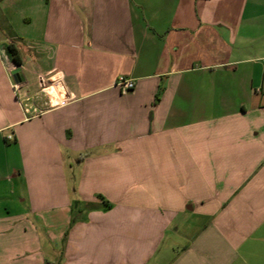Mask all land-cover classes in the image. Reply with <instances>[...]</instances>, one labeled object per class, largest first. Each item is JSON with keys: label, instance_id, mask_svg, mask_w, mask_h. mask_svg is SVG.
Segmentation results:
<instances>
[{"label": "crops", "instance_id": "0c3cea01", "mask_svg": "<svg viewBox=\"0 0 264 264\" xmlns=\"http://www.w3.org/2000/svg\"><path fill=\"white\" fill-rule=\"evenodd\" d=\"M0 264H264V0H1Z\"/></svg>", "mask_w": 264, "mask_h": 264}, {"label": "built area", "instance_id": "2783aa9c", "mask_svg": "<svg viewBox=\"0 0 264 264\" xmlns=\"http://www.w3.org/2000/svg\"><path fill=\"white\" fill-rule=\"evenodd\" d=\"M59 84L60 81L58 77H54L50 83L47 82L46 85H43L41 95H37L36 98L39 100L42 98V104L50 108L62 106L65 103L71 101L69 95L61 86H59ZM114 86L122 92H129L134 88V80L132 78L120 75L115 79ZM14 87L16 89L17 85H14ZM24 111L25 113L28 112L26 108ZM38 111L39 110L37 108H34L32 112L35 114L38 113ZM8 138L10 139V136Z\"/></svg>", "mask_w": 264, "mask_h": 264}, {"label": "trees", "instance_id": "16d2710c", "mask_svg": "<svg viewBox=\"0 0 264 264\" xmlns=\"http://www.w3.org/2000/svg\"><path fill=\"white\" fill-rule=\"evenodd\" d=\"M0 1H1V0H0ZM7 50L9 51V53H10V55H11V59H12L14 65H15V69H18V70H19L20 66L22 65V59H21V57H20V55H19L18 50H17L12 44H9V45L7 46ZM105 203H106V202H105ZM75 204L78 205L79 202L75 201ZM105 207H109V205L106 204ZM73 208H74V207H73ZM78 211H80V210H78ZM75 221H76V220H75ZM75 221H74L73 218L71 217L70 224L72 225V223H74ZM65 235H66V234H65Z\"/></svg>", "mask_w": 264, "mask_h": 264}, {"label": "rangeland", "instance_id": "374dc122", "mask_svg": "<svg viewBox=\"0 0 264 264\" xmlns=\"http://www.w3.org/2000/svg\"><path fill=\"white\" fill-rule=\"evenodd\" d=\"M43 85H46V83H42ZM19 97H21V95L19 94ZM95 198H98V197H96L95 196ZM75 199H77V200H75V201H79L80 199L77 197V198H75ZM99 199V198H98ZM100 200V199H99ZM101 201V200H100ZM101 204H104L103 203V201H101L100 202ZM78 205H74V208H73V211H72V214H71V217L73 218V220L75 221H77V219L79 220L80 218L79 217H81V212H78V207H77Z\"/></svg>", "mask_w": 264, "mask_h": 264}, {"label": "water", "instance_id": "95a60500", "mask_svg": "<svg viewBox=\"0 0 264 264\" xmlns=\"http://www.w3.org/2000/svg\"><path fill=\"white\" fill-rule=\"evenodd\" d=\"M12 78L14 80V82H17L18 80H20V77H19V70L18 69H14L12 72Z\"/></svg>", "mask_w": 264, "mask_h": 264}]
</instances>
